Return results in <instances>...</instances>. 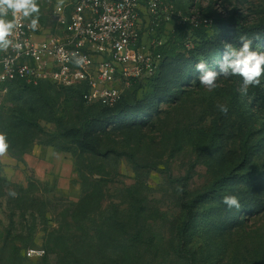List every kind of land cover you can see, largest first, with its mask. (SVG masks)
<instances>
[{
	"label": "rangeland",
	"instance_id": "obj_1",
	"mask_svg": "<svg viewBox=\"0 0 264 264\" xmlns=\"http://www.w3.org/2000/svg\"><path fill=\"white\" fill-rule=\"evenodd\" d=\"M38 3L40 14L34 33L65 42L72 0H65L61 11H57V0ZM7 19H13L11 13ZM217 19L226 23L221 26L215 22ZM232 20L247 26L264 22V0H160L157 13L141 14L139 45L162 53V71L159 79L152 81L144 77L127 83L118 77L113 84L122 96L116 107L127 105L123 122L129 125L135 121L125 130L112 124L102 127L97 121L100 112L106 110L102 105L83 102L80 107L70 90L53 81L43 83L37 90L11 83L8 92L0 91V132L6 133L9 148L28 153L26 160H16L8 154L0 157V177L24 186L30 180L36 189L45 192L35 193L37 197L43 194L62 199L63 204L79 199L83 175L88 176V182L104 179L112 194L136 185L146 197L144 204L155 221V231L166 239L180 216L182 194L177 191L178 182L170 181L168 175L187 177V190L194 194L235 167L247 179L231 181L227 187L239 197L241 208L229 210L219 201H208L205 207L228 212L226 217H209L217 224L219 243L228 245L230 255L238 254L245 263L250 261L256 251L264 249V210L249 212L242 200L250 194L264 199V103L252 99L258 87H250L246 96L240 94L242 80L238 76L220 77L219 86L208 91L195 80L183 82L180 73L187 57L196 53L205 39L242 47V43L234 44L222 35L238 31ZM25 21L31 23L30 19ZM214 47L211 52L216 54ZM214 63L209 68L218 71V60L214 59ZM218 105H227L226 115ZM84 125L89 126L91 137L101 139V154L78 145ZM244 148L249 151L245 167L240 164ZM116 151L134 154L142 167ZM251 168L260 173L256 183L250 182L254 174H248ZM15 190L6 184L0 186V192L7 195ZM9 213L8 197L0 196V239L10 228ZM54 219L49 214L36 220L35 246L22 252L27 264H42V256H28L27 252L42 248L44 229L55 227ZM15 220L18 231L23 228L26 232L23 226L32 224L31 217L26 222L18 216ZM16 233L19 232H13ZM48 261L55 264V255L50 254Z\"/></svg>",
	"mask_w": 264,
	"mask_h": 264
},
{
	"label": "trees",
	"instance_id": "obj_2",
	"mask_svg": "<svg viewBox=\"0 0 264 264\" xmlns=\"http://www.w3.org/2000/svg\"><path fill=\"white\" fill-rule=\"evenodd\" d=\"M215 22L221 26L226 23L223 19H217ZM231 22L238 25V31L234 35H229L228 32L222 35L228 39L231 38L234 44L241 43L239 40L241 36L252 39L257 33L264 34V22L251 26L244 25L240 20ZM225 43H221L220 40L217 42L208 39L202 41L196 53L185 60L180 71L183 82L188 79L199 82V72L192 68L193 65L200 59H204L209 67L211 64L215 66L214 59L218 61L222 59ZM212 46H215L216 54L211 52ZM252 47L253 50L264 52V39H254ZM160 54L161 61L156 73L147 77L150 81L159 79L161 75L163 57L161 52ZM217 70H219V66ZM140 79L142 78L131 79L130 83ZM48 81L51 80H40L35 84L17 78L4 85L7 87L6 92L9 91L11 83L17 82L27 88L37 90L41 89L42 84ZM62 87L71 91L80 107H83V102H88L84 99V93L87 91L85 84ZM252 99L264 103V77L261 78V85ZM121 100L122 96L111 106L93 102L106 109L98 115L97 121L102 124V127L112 124L125 130L129 128L128 126L135 124V121L129 125L123 122L125 119L123 114L127 105L121 108L116 107ZM88 128L87 125L80 128L77 143L84 150L99 155L101 154V139L91 137ZM109 132L111 131L109 130L106 134ZM8 150L12 156L18 159L28 153L26 150L22 152L11 148ZM68 150L66 149V151ZM118 153L127 155L136 167H142L134 154L124 151ZM248 153V149L244 148L241 166H247ZM248 172V174L254 173L250 182L256 183V178L260 175L259 171L251 168ZM245 176V174L237 173L236 168L233 167L215 178L204 191L189 194L187 177L175 178L169 174V180L178 182L179 186L183 187V192L179 198L180 216L175 229L166 239H162L155 231V221L149 217L147 207H145L147 204H144L146 197L141 195L140 189L136 185L125 187L120 192L112 194L104 179L95 178L88 182V176L86 178L83 175L80 178L82 182L79 199L77 201L69 200L63 204L62 199L46 197L43 194L41 198L37 197L35 193L45 192L43 189H36L37 187L30 180L28 185L24 186L2 176L0 177V186L2 184L12 186L18 195L14 198L0 192V196L8 197L10 204V228L5 230V235L0 239V264L1 262L4 264H27L22 252L35 246L33 237V232L36 230L35 222L38 218H45L49 214L55 216L56 226L46 227L44 235L41 237L42 248L40 249L44 250L42 264H50L48 261L50 254L55 255V264H250L254 261L263 262V248V250L256 251L250 261L248 260L246 263L238 254L230 255L228 245L219 243L220 235L216 222L209 219L211 215L226 217L228 212L219 207L211 210L205 207L208 201L222 202L224 196L234 195L229 191L228 184L231 181L245 180L243 179ZM245 178L247 179V177ZM259 184L260 182L257 185ZM242 202H244L245 210H249V212L258 213L264 210V199H258L251 194ZM17 216L25 222L27 217H31L30 227L23 226L26 232L23 228L17 230L15 220ZM15 231L19 233L14 235Z\"/></svg>",
	"mask_w": 264,
	"mask_h": 264
},
{
	"label": "built area",
	"instance_id": "obj_3",
	"mask_svg": "<svg viewBox=\"0 0 264 264\" xmlns=\"http://www.w3.org/2000/svg\"><path fill=\"white\" fill-rule=\"evenodd\" d=\"M160 0H72L65 42L38 38L20 18L10 37L20 51L10 47L0 56V91L17 78L31 83L51 80L60 86L86 85L84 99L105 106L115 104L120 91L113 87L118 77L131 79L156 73L161 54L139 45L141 14L158 12ZM66 22L64 17H61ZM160 43H158L159 45ZM86 57L82 67L72 62L73 54ZM66 57V58H62ZM44 250L29 249L28 256Z\"/></svg>",
	"mask_w": 264,
	"mask_h": 264
},
{
	"label": "clouds",
	"instance_id": "obj_4",
	"mask_svg": "<svg viewBox=\"0 0 264 264\" xmlns=\"http://www.w3.org/2000/svg\"><path fill=\"white\" fill-rule=\"evenodd\" d=\"M64 2L65 0H57V11L62 10ZM9 13L13 17L12 20L7 19ZM39 14L40 5L38 0H0V51H7L10 47L20 51L23 46L20 43L14 44L10 38L17 28V21L20 18L30 19L29 27L36 30ZM254 39H264V34L257 33L252 39L241 36L239 40L242 47L239 48L231 43H225L223 57L218 61V71L211 70L207 61L200 59L195 64V70L200 73L199 83L208 91H212L219 86L217 80L220 77L238 76L242 80V84L238 89L242 96L247 95L250 87H259L261 78L264 77V52L253 50ZM72 62L76 66L82 67L86 63V57L74 53ZM217 107L221 113L227 114V105H218ZM9 147L6 133L0 132V157L7 154ZM177 191L182 193L183 187L178 185ZM9 195L15 198L18 193L10 191ZM222 202L229 210H239L241 208L240 199L236 195H226L222 198Z\"/></svg>",
	"mask_w": 264,
	"mask_h": 264
},
{
	"label": "crops",
	"instance_id": "obj_5",
	"mask_svg": "<svg viewBox=\"0 0 264 264\" xmlns=\"http://www.w3.org/2000/svg\"><path fill=\"white\" fill-rule=\"evenodd\" d=\"M36 36H37V35H36ZM37 37H38V38H41L40 36H37ZM2 52H3V51H0V56H1ZM7 154H8L10 157L15 158L16 160H21V158L18 159V158H16V157L12 156V155H11L10 153H8V152H7ZM26 154H27V153H26ZM26 154H25V155H26ZM25 155H23V157H22L24 160H26V157H24Z\"/></svg>",
	"mask_w": 264,
	"mask_h": 264
}]
</instances>
